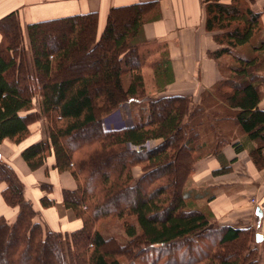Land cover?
<instances>
[{
  "label": "trees",
  "instance_id": "16d2710c",
  "mask_svg": "<svg viewBox=\"0 0 264 264\" xmlns=\"http://www.w3.org/2000/svg\"><path fill=\"white\" fill-rule=\"evenodd\" d=\"M252 2L201 1L221 79L197 102L162 94L173 82L165 51L151 66L155 95L146 92L143 25L159 18L158 1L111 8L99 33L96 12L29 23L24 33L17 12L0 19V142L18 144L30 120L43 117V138L21 157L31 169L51 157L53 168L72 175L76 189L63 193V205L82 222L70 233L43 229L12 170L0 163V195L17 208L12 222L0 218V257L5 232L41 251L53 245L57 264H258L255 228L219 224L207 206L212 195L190 186L194 165L209 155L218 172L229 168L221 154L228 144L264 168V40ZM226 56L233 62L222 66ZM81 61L89 69L79 68ZM124 105V126L104 129V117ZM237 131L243 136L234 141ZM152 140L160 142L146 149ZM105 218L118 222L122 235L92 227ZM20 248H11L19 257L11 264H31V246L21 255ZM229 248L235 251L227 258Z\"/></svg>",
  "mask_w": 264,
  "mask_h": 264
},
{
  "label": "crops",
  "instance_id": "0c3cea01",
  "mask_svg": "<svg viewBox=\"0 0 264 264\" xmlns=\"http://www.w3.org/2000/svg\"><path fill=\"white\" fill-rule=\"evenodd\" d=\"M150 1H158L160 16L143 25L146 44L140 48V53L145 55L158 51V57L152 59L151 69L154 63L162 60L161 52L165 51L173 82L165 87L162 94L190 97L197 102L202 92L209 90L221 79V63L209 55L218 45L214 43L212 33L205 29L202 0H0V19L17 12L24 33L25 26L29 23L96 12L99 33L111 8ZM251 8L255 12H261V32L264 40V0H253ZM24 44L29 61L30 51L25 34ZM144 61L146 63L147 59ZM143 70L142 66V72ZM123 108L124 106L104 117V129L124 126ZM258 108L264 110V96L258 103ZM28 129V139L26 137L18 144L6 145L4 151L0 150L1 165L12 170L13 180L18 185L22 198L30 204L34 212V221L43 229L59 233L79 230L82 226L81 220L63 205V193L76 189L74 178L68 171L59 173L53 168L51 157L35 169L27 166L21 153L38 142L42 135L31 138L29 136H33L36 129H31L30 125ZM242 136L237 131L233 139L237 141ZM221 154L225 161H232L229 168L218 172L220 163L213 155L199 160L194 165L191 177L193 187L196 190L205 189L212 195L207 206L219 224L239 227H250L254 224L259 229L256 234L261 235L264 233V168L258 170L247 150L236 154L231 144L225 145ZM257 209L260 216L256 213ZM16 213L17 208L8 206L0 195V218L12 222ZM261 241H264L262 235L260 241L256 239L258 244Z\"/></svg>",
  "mask_w": 264,
  "mask_h": 264
},
{
  "label": "rangeland",
  "instance_id": "374dc122",
  "mask_svg": "<svg viewBox=\"0 0 264 264\" xmlns=\"http://www.w3.org/2000/svg\"><path fill=\"white\" fill-rule=\"evenodd\" d=\"M54 38V37H53ZM46 42H49L46 40ZM51 42V41H50ZM53 42V40H52ZM158 51H154L152 53H146L145 55L142 54V52L140 53L141 54V65L144 67V82H145V88H146V92H148V94L150 95H153L155 93V82H154V79L152 77V74H151V69H150V65L151 63L153 62L152 59H155L157 56V53ZM156 54V55H155ZM92 57V60H95L97 57ZM145 59H147V62L145 63ZM229 62H233L231 58H229L228 56L224 57V59L222 60V64L224 63L225 65L229 64ZM224 64L222 66H224ZM91 66V64L89 65V63H86L85 61H81V63H79V68H87L89 69L88 67ZM76 68L75 65H72V67H68L67 71H65L66 74H69L71 73V71H74ZM71 75V74H69ZM129 113L130 111L128 110L127 106L124 105V108H123V112L122 113ZM130 114V113H129ZM41 119V118H40ZM35 120V119H31L30 120V128L31 129H36L34 130V133H33V136H29V137H34V135H41L42 134V125L44 123H46V121L44 122L43 121V117L42 119L40 120ZM122 119H125L124 116H122ZM125 121V120H124ZM28 125V127H29ZM93 131L90 132V134L93 136L96 131H97V128L93 127ZM86 134H89L88 132ZM97 134V133H96ZM90 136V135H88ZM87 136V137H88ZM27 139H28V136H26ZM43 138V135L40 136V140ZM26 139V138H25ZM159 140H155V141H148L146 144H145V148L146 149H150L154 146H156L159 142ZM15 143H13L12 141H8V140H4L2 142H0V150L4 151L6 149V145H13ZM136 148V147H135ZM115 155L117 157H120V155L118 153H115ZM116 157V158H117ZM49 158V157H48ZM119 161V159H118ZM115 163L116 162H111V160L107 163V166L108 167H114L115 166ZM141 174V170L139 167H135L133 168V176L135 178H137L139 175ZM138 175V176H137ZM190 186L192 189H195L193 187V184L192 182L190 183ZM119 203V202H118ZM112 219H109V218H105V219H100V221L98 222H95L93 224V228L95 229H99L102 233H108V234H113L114 232L116 234H119V235H122V230H116L115 228V224H117L118 222L114 221ZM253 221V220H252ZM251 223H254V222H251ZM251 227H254V224L251 225ZM255 228V231H258L259 229L256 227ZM258 233V232H257ZM261 234V232H260ZM263 237H264V233L261 234ZM18 236V235H17ZM121 238V236H119ZM4 241H2V249L6 251V256H3L0 257V264H11V260H13L14 262H17L19 261V257L17 256L16 257H13L12 258V255H13V251L11 248H13L14 246H16V244H18V246H22V248H20L18 251V254L21 255V253L25 252L30 246L31 248L30 249V254H31V257L30 258H33L31 262V264H57V259H56V247H54L53 245H49L46 250H42L39 249L38 247H35V245L31 242H27V241H24V240H20L19 238H16L15 241L12 240V237L10 236H6V233L4 232ZM12 240V241H11ZM254 248L256 249V257L258 258V264H264V241H261L258 245L254 246ZM235 251V249L233 248H229L228 252L222 254L224 255L225 257H232L233 255V252ZM36 252V253H35ZM8 254V255H7ZM35 254H36V257H35ZM69 254V252H68ZM227 257V258H228ZM12 258V259H11ZM121 259V258H120ZM36 260V261H35ZM38 261V263H37Z\"/></svg>",
  "mask_w": 264,
  "mask_h": 264
},
{
  "label": "water",
  "instance_id": "95a60500",
  "mask_svg": "<svg viewBox=\"0 0 264 264\" xmlns=\"http://www.w3.org/2000/svg\"><path fill=\"white\" fill-rule=\"evenodd\" d=\"M257 212V214H259V216H260V212H258V209L256 210ZM256 239L258 240V241H260L261 240V235H259V234H256Z\"/></svg>",
  "mask_w": 264,
  "mask_h": 264
},
{
  "label": "built area",
  "instance_id": "2783aa9c",
  "mask_svg": "<svg viewBox=\"0 0 264 264\" xmlns=\"http://www.w3.org/2000/svg\"><path fill=\"white\" fill-rule=\"evenodd\" d=\"M126 117H127V115H126Z\"/></svg>",
  "mask_w": 264,
  "mask_h": 264
}]
</instances>
